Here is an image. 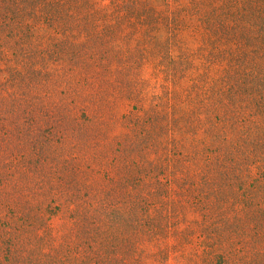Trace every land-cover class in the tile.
<instances>
[{"label":"rangeland","instance_id":"1","mask_svg":"<svg viewBox=\"0 0 264 264\" xmlns=\"http://www.w3.org/2000/svg\"><path fill=\"white\" fill-rule=\"evenodd\" d=\"M136 1L0 0V264H264V0Z\"/></svg>","mask_w":264,"mask_h":264},{"label":"trees","instance_id":"2","mask_svg":"<svg viewBox=\"0 0 264 264\" xmlns=\"http://www.w3.org/2000/svg\"><path fill=\"white\" fill-rule=\"evenodd\" d=\"M135 4L137 7L134 6V3L131 4V7L133 8L134 13H135V15L133 13L134 16L131 17V21H132L131 30L133 32V37H134V39H132V40L135 42H141L142 39H138L139 36L141 34H143L145 31L153 30L152 28H149L150 26L146 27L145 24H143L144 21L142 18H144V20L146 22L152 23L156 19L157 15L155 12L150 11V8L141 7L138 1H136ZM250 32H254V31H250ZM257 35H258V38L263 36L260 34V29H257ZM250 38H252V37H250ZM253 38H256V35L255 36L253 35ZM152 41H155V37H153V36H151L149 38V40L147 41L148 43L145 45V47L148 48L149 53H151L153 51V53L156 54L157 51L155 48V43H153ZM157 46H158V44L156 43V47ZM145 47H144V43H143L140 46V50L143 51V48H145Z\"/></svg>","mask_w":264,"mask_h":264}]
</instances>
